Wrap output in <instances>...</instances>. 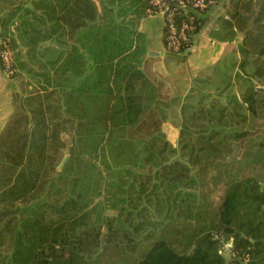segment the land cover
Returning <instances> with one entry per match:
<instances>
[{
	"label": "trees",
	"instance_id": "obj_1",
	"mask_svg": "<svg viewBox=\"0 0 264 264\" xmlns=\"http://www.w3.org/2000/svg\"><path fill=\"white\" fill-rule=\"evenodd\" d=\"M117 1L32 0L24 7L21 26L33 58L16 57L11 75L24 69L37 76L38 85L17 94L21 101L0 131V248L6 251L1 264H264V184L255 174L264 159V134L251 126L214 125L187 138L194 132L185 127L179 156V141L174 145L161 136L185 89L167 85L155 69L158 56L138 38H124V27L103 28ZM131 3L138 15L151 5ZM254 4L230 0V17L221 15L225 37L245 31L239 45L246 55L243 65L249 53L264 55V1L257 11ZM209 17L196 19L180 50L168 47L164 24L166 58L184 61L192 49L182 50ZM88 26L89 38H80V29ZM46 40L55 44L38 49ZM46 52L53 56L41 59ZM241 96L238 104L249 111L238 112L242 121L250 114L260 117L259 85ZM226 110L221 108L219 121ZM68 123L76 136L59 171V133ZM112 142L122 143L114 160L128 155L132 163L124 168L113 202L118 215L106 214L95 197L103 173L96 185L87 173L98 167L100 148ZM136 143L141 149L126 150ZM79 163L85 166L77 175H64ZM57 173L64 182H57ZM226 243L229 256L223 252Z\"/></svg>",
	"mask_w": 264,
	"mask_h": 264
},
{
	"label": "rangeland",
	"instance_id": "obj_2",
	"mask_svg": "<svg viewBox=\"0 0 264 264\" xmlns=\"http://www.w3.org/2000/svg\"><path fill=\"white\" fill-rule=\"evenodd\" d=\"M114 4L113 10H111L112 13L106 14L104 21L105 25L103 24V28L106 29V25L110 24L114 29H118V26L121 25L127 30V32L123 33L124 38H138V41L141 44L146 45L151 43L157 47L161 46L164 27V19L161 16H153L148 13L138 15L134 12L131 0H120L119 4L116 2ZM225 4H230V0L226 1ZM216 18H218V21H222L223 17ZM222 26L224 27L225 24H222ZM90 28L92 27H84V30H90ZM3 36L2 38H4ZM84 37H86V35H84ZM6 38L11 37L10 35H6ZM221 38H223V36ZM233 50L234 49L231 48L227 50L229 61L232 60L229 56L233 55ZM46 53L47 54L44 55L43 60L53 56L51 52ZM247 55L249 57V62L245 65L246 68H243V72L246 71L245 74H241L237 71L236 67L239 64L238 60H236V62L225 63V61L221 59L217 65L210 68V75L207 72L203 77H195L196 79H188L181 83H175L176 78L179 80V61L176 58H173L171 63L168 62L167 68H165L163 63L160 64L158 72L160 70L161 73L163 72V74H167L165 78L167 85H169L172 90H175V88L179 86V88L185 89L184 92L186 91L183 94L181 101V103L185 102L186 108L184 110L182 107L179 109L178 106H172L170 108L168 118L163 124V136H161L163 140L174 145H177L179 141V156L181 151L180 147L182 145L180 140L182 138L181 130L185 127L194 132L193 134H185L187 138H194L198 133L197 130L200 131L202 128L208 129L206 126L214 125L225 129H231L235 126L240 128L251 126L253 128H258L257 135L264 134V112L261 113L260 117L255 119L250 114L247 122L242 121L244 120L242 114H238V112H249L238 104L239 99H242V93L247 92L256 85H264V55H257L256 53H249ZM222 58L224 59L225 57ZM154 64L157 65L159 62L156 61ZM257 68L263 69L261 76H258ZM23 72L24 70L19 68L17 74L13 76L10 73H7L4 68L0 67V131L13 114L17 107V102L19 104L21 101L20 98L17 100V94L20 93L25 95L31 90L37 89V76L32 73ZM53 103L55 102L53 101ZM224 106L227 107V110L225 111L222 120L219 121L218 117L222 114L221 108ZM262 106L263 105H261V107ZM210 112L213 114V117ZM52 114V112L49 113L48 117L51 118L53 116ZM61 117L63 116H57L53 120H58ZM194 120H196L199 125L192 126L193 123L191 122ZM238 120L240 121L239 124L236 123ZM218 121L222 123H219ZM202 123L205 125L200 127V124ZM75 134L76 132L71 123L67 124L66 129L60 130V152L58 153L60 160H58L57 165L59 171L63 170L70 157L69 149L75 141ZM121 145L122 143L118 144L117 142H112L111 144H107L105 148H100V154L98 155V158H96L98 167L96 170L88 167L89 170H87L89 182L92 181L95 185L98 184L96 182V177L100 176V171L103 173V177L97 186L95 197L105 204V213L108 215L119 214V207L114 206L113 202L117 200L116 191L118 184L121 182V179L125 178L122 175L124 168L129 165L132 166L128 155H119L116 160H114V151ZM141 146L142 143H136L135 146L127 147L128 149L126 150L135 152L141 149ZM255 148L259 147L255 146ZM261 150L264 153V149ZM84 153L87 158L89 153L87 151ZM105 153L106 157H104ZM66 155H68V157L66 158L64 165L59 168V165L62 163ZM184 158H186L185 155ZM108 161L109 163H107ZM84 166V163H79L76 168L73 167L72 170H65L64 175H70V177H73L79 173L80 169H84ZM255 168V174L258 175L261 182L264 184V159L261 163H258ZM54 175L57 178V182H64V180H61L62 177H60L58 173ZM155 218L157 217L155 216ZM179 218L184 219V214H181ZM150 226L147 228H150ZM0 250L1 264V261L5 258L6 251L2 248H0ZM223 252L226 256H229V246L227 243L223 247Z\"/></svg>",
	"mask_w": 264,
	"mask_h": 264
},
{
	"label": "crops",
	"instance_id": "obj_3",
	"mask_svg": "<svg viewBox=\"0 0 264 264\" xmlns=\"http://www.w3.org/2000/svg\"><path fill=\"white\" fill-rule=\"evenodd\" d=\"M263 1L264 0H253V2H255L253 8L257 11L260 8L261 2ZM97 2H100V0H97ZM116 3L119 4L120 0L117 1ZM26 5L32 6V0H0V41L3 35H10L17 59L18 60L22 59L27 61L30 60L29 62H32L31 58L33 57L31 56L32 54H30L31 52H29L30 47L27 38L28 34L23 33L22 31L23 28L21 26V21L24 18V7ZM114 5L115 4H112V6ZM230 9H231L230 4L227 5L223 3L222 6L221 4L213 6L211 9H209V11H207V13H205L208 14L210 17L205 22L202 29L195 34L194 43L191 52H189L188 54L186 53L187 55L184 61L181 60L179 61V83H181L182 81H186L188 79L191 80L195 77L196 78L203 77L204 74L207 72L209 74L210 68L212 66L217 65V63H219L221 59L225 61V63L236 62V60H238L239 64L236 67L237 71H239V73L241 74L246 73V71L243 72V68H246L245 67L246 64L245 65L242 64L243 60L246 58L245 57L246 55L241 52L239 46L243 40L245 31L243 29H237V34L233 38L225 37L226 30L225 28H222L223 27L222 21L221 20L218 21L217 20L218 18H216V17L220 18L221 15L225 16L226 18H229L230 15L228 14V10ZM240 11L242 14L246 13L245 8L243 6L241 7ZM27 17L30 16L27 15ZM30 19L32 20L33 18L30 17ZM98 28H101V24H95V29L97 30ZM86 31H87L86 37H83L82 33ZM79 33H80V38H89L88 30L86 29L84 30V28H81ZM222 34H223V38H221ZM48 44L53 45L55 44V42L52 40L43 41L40 43V46H38V49H40L41 46ZM146 46L148 47L149 54L158 56V59L156 61L159 62V64L157 65L155 64L156 71L158 72V68L160 67L161 63H163L165 65V68H167L168 62L171 63V59L166 58L167 48L164 44L163 38L160 47L154 46V44L151 43L146 44ZM230 48L234 49L233 50L234 52L233 55L229 56L232 59L229 61L227 50ZM151 50H154L157 53L156 52L151 53L150 52ZM37 56L39 58L40 54H37ZM222 57L225 58L223 59ZM40 58L43 59V57ZM35 59H37V57ZM257 69L256 70L258 76H261L263 69L262 68H257ZM23 73H26L25 70ZM158 74L162 77L167 76L166 73L163 74V72L161 73L160 70ZM182 104L183 103L179 104L180 105L179 109L182 107Z\"/></svg>",
	"mask_w": 264,
	"mask_h": 264
},
{
	"label": "built area",
	"instance_id": "obj_4",
	"mask_svg": "<svg viewBox=\"0 0 264 264\" xmlns=\"http://www.w3.org/2000/svg\"><path fill=\"white\" fill-rule=\"evenodd\" d=\"M226 1L228 0H150L151 5L147 11L150 15L164 19L168 47L180 50L183 41L189 38L196 27V19L205 15L213 6L223 5ZM193 43L182 51L188 52ZM0 59L7 73L12 74L17 70L16 54L10 38H2L0 41Z\"/></svg>",
	"mask_w": 264,
	"mask_h": 264
},
{
	"label": "water",
	"instance_id": "obj_5",
	"mask_svg": "<svg viewBox=\"0 0 264 264\" xmlns=\"http://www.w3.org/2000/svg\"><path fill=\"white\" fill-rule=\"evenodd\" d=\"M150 52H151V53H155L156 51L151 50ZM156 53H157V52H156ZM259 88H260L262 91H264V86H259ZM67 157H68V155L65 156L64 160H63L62 163L59 165V168H61V167L64 165V162H65V160H66Z\"/></svg>",
	"mask_w": 264,
	"mask_h": 264
}]
</instances>
